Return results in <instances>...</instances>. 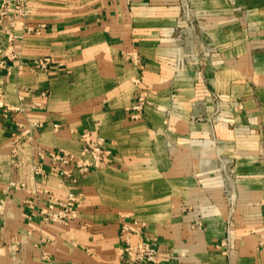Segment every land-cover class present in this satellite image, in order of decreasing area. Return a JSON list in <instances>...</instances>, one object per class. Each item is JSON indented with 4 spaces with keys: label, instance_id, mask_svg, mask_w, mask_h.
Wrapping results in <instances>:
<instances>
[{
    "label": "crops",
    "instance_id": "1",
    "mask_svg": "<svg viewBox=\"0 0 264 264\" xmlns=\"http://www.w3.org/2000/svg\"><path fill=\"white\" fill-rule=\"evenodd\" d=\"M190 1L193 22L176 0H29L14 26L0 2V264H131L133 222L154 264H264V0ZM85 133L111 152L91 173L39 158ZM70 193L74 220L45 222Z\"/></svg>",
    "mask_w": 264,
    "mask_h": 264
},
{
    "label": "built area",
    "instance_id": "2",
    "mask_svg": "<svg viewBox=\"0 0 264 264\" xmlns=\"http://www.w3.org/2000/svg\"><path fill=\"white\" fill-rule=\"evenodd\" d=\"M182 8L183 15L186 20H191V1L190 0H176ZM4 7L3 14H11V25L14 26L16 21L25 18L30 13L29 0H0ZM18 38L11 34L10 41ZM36 64L43 69H46L50 64V59L37 60ZM2 92H0V96ZM139 104L134 107L135 110H140L143 107V103L146 101V95L144 93L139 94ZM82 141L84 147L77 155L67 152H40L39 158L45 160L49 158L53 165L57 168L60 175L68 178L76 179V175L85 176L96 168L97 166H103L111 160V152L106 148V142L104 139L93 140L90 134L85 133L82 135ZM18 145L15 144L12 150L13 157L18 155ZM34 172L36 174H42L43 170L39 165L34 166ZM233 172L225 171L224 184L228 189H231ZM228 198L231 203V210L234 208V197L228 193ZM79 195L76 193H70L67 199L60 201L57 199L52 200L48 207L42 209L39 215L45 222L69 224L74 220L76 215V209L79 203ZM233 211H231L232 213ZM228 232L227 237L223 240V245L230 246L231 242V219L228 220ZM145 225H140L138 222L133 224H126L122 228L125 246L122 248L123 255H127L131 264L141 263H157L158 262V248L151 241L143 239ZM138 238L137 243H133L134 238ZM44 258H48L47 255Z\"/></svg>",
    "mask_w": 264,
    "mask_h": 264
}]
</instances>
